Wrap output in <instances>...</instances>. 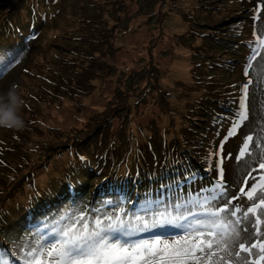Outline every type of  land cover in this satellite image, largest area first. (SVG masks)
I'll return each mask as SVG.
<instances>
[{
	"label": "rangeland",
	"instance_id": "374dc122",
	"mask_svg": "<svg viewBox=\"0 0 264 264\" xmlns=\"http://www.w3.org/2000/svg\"><path fill=\"white\" fill-rule=\"evenodd\" d=\"M42 1L40 11L30 8ZM1 19L0 57L14 63L0 78V94L17 86L24 127H0V202L29 178V163H46V178L55 180L53 158L66 160L75 139L89 144L99 134L104 174L32 211L31 219L11 223L0 213V259L7 264H23L29 248L81 215L88 222L112 217L130 230L160 222L134 239L183 235L168 221L203 211L191 202L215 188L225 153L216 207L258 169L264 0H0ZM245 88L249 119L231 135ZM248 135L251 155L237 160ZM59 170L78 179L72 168ZM104 181L117 186L119 203L95 188Z\"/></svg>",
	"mask_w": 264,
	"mask_h": 264
},
{
	"label": "snow or ice",
	"instance_id": "6c2138e0",
	"mask_svg": "<svg viewBox=\"0 0 264 264\" xmlns=\"http://www.w3.org/2000/svg\"><path fill=\"white\" fill-rule=\"evenodd\" d=\"M13 63L14 58L0 57V78ZM248 119V90L245 88L230 134H239ZM254 145V137L246 136L236 159L250 156L249 149ZM230 155L225 153L220 159L215 188L210 189L203 200L191 202L203 211L189 210L168 221L181 229L183 235L170 239L161 235L134 239L139 233L158 227L160 222L140 221L139 227L130 230L112 217H97L88 222L81 215L70 217L67 224L29 248L23 255V264H264V156L258 169H252L261 174L253 177L250 171L239 194L226 199L222 207H216L213 202L218 194L223 195L225 187L223 162ZM241 200H246L247 204L236 203ZM0 264L7 262L0 259Z\"/></svg>",
	"mask_w": 264,
	"mask_h": 264
},
{
	"label": "trees",
	"instance_id": "16d2710c",
	"mask_svg": "<svg viewBox=\"0 0 264 264\" xmlns=\"http://www.w3.org/2000/svg\"><path fill=\"white\" fill-rule=\"evenodd\" d=\"M43 6H46V4L42 1L41 4L37 3L34 7L30 6V8L32 7L31 9L34 11H40ZM1 22L2 19L0 20V25ZM39 28H41V25H39ZM231 57L238 58V55L233 53ZM98 136L99 134L95 136L89 144H84L85 141H78L76 139L73 144L68 143L67 147H70L68 153L69 157L66 160L58 154L55 155L53 158V164L57 172V178L55 180L49 177L46 178L48 174L47 170L49 169L46 163H29L26 169L29 176V178L27 177L28 180L26 178L22 181V183L24 182L23 184H17L14 187L11 186L13 187L10 188L11 191L7 193L5 199L0 202V213L11 220V223H13V219H17V221L23 218L31 219L36 212L43 211L45 206L54 204L57 197L58 199L67 198L68 196H72L69 195V193H77L82 185L86 184L87 180L91 179V177H94V180L103 178L104 174L101 173L102 169L99 167L101 158L96 155V151L99 147ZM59 154H61V152H59ZM67 167L72 168L78 179L68 181L63 177V173L59 169ZM113 186L114 187L111 188L109 183L104 181L95 188L98 189L101 195L106 193L108 197L112 196L116 203H119V196L115 194L117 186ZM120 186L122 188V184ZM28 197H31V201H25ZM39 201H43V204ZM21 202H23L24 206L20 204ZM34 210H36V212L32 214Z\"/></svg>",
	"mask_w": 264,
	"mask_h": 264
},
{
	"label": "clouds",
	"instance_id": "9594fccd",
	"mask_svg": "<svg viewBox=\"0 0 264 264\" xmlns=\"http://www.w3.org/2000/svg\"><path fill=\"white\" fill-rule=\"evenodd\" d=\"M23 104L17 86L13 84L6 94H0V127L22 130L24 121L20 116Z\"/></svg>",
	"mask_w": 264,
	"mask_h": 264
}]
</instances>
